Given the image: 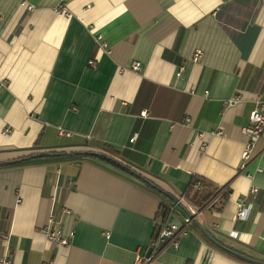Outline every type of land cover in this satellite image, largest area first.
<instances>
[{"label": "crops", "instance_id": "crops-1", "mask_svg": "<svg viewBox=\"0 0 264 264\" xmlns=\"http://www.w3.org/2000/svg\"><path fill=\"white\" fill-rule=\"evenodd\" d=\"M258 99L264 0H0V258L134 264L197 177L226 202L191 205L188 234L153 264H264L263 141L239 171ZM50 151L68 156L12 164ZM51 213L68 246L48 241Z\"/></svg>", "mask_w": 264, "mask_h": 264}, {"label": "built area", "instance_id": "built-area-1", "mask_svg": "<svg viewBox=\"0 0 264 264\" xmlns=\"http://www.w3.org/2000/svg\"><path fill=\"white\" fill-rule=\"evenodd\" d=\"M28 11L32 10V6L27 5L25 3L21 4ZM61 11L64 13V9L60 8L58 12ZM97 42L101 41V36L96 38ZM100 46L104 47L105 43L100 42ZM201 57V52L196 51L192 61H197ZM90 67H94L95 62L90 60L88 62ZM132 71H138L140 69V64L134 62L131 66ZM184 71V67L180 66L177 72V76L179 77L181 73ZM239 101V96H233L227 103L228 106H232ZM3 134H8L9 130L5 129L2 132ZM242 133L246 136L247 141L244 143L241 155H240V166L239 171L244 172L247 164L251 160L253 155L255 146L258 142H264V101L258 99L255 102L254 109L249 115V123L246 127L242 128ZM60 134L62 132L60 131ZM135 136L130 139V142L133 141ZM203 137V134L200 135ZM257 190L255 188H251L245 197L238 199L236 203V218L238 220H246L251 211V204L248 202V198L250 195L255 194ZM220 193L229 195V189L227 186H223L220 188ZM185 197L181 196L177 198L169 207L167 212V218L161 223V225L157 228L154 240L151 244L150 252L147 256L137 257L134 264H153L157 256L167 247L172 246L177 248L179 245V240L188 234L187 227L192 223L194 218L197 216V211L191 206H186L187 212L183 217L181 223L174 222L173 212H175L176 208L181 204L185 205ZM55 215L53 213L50 214L47 225L44 228V232L48 241L52 242L54 245L58 247L68 246L73 238L74 233L69 232L64 234V232L57 226H55ZM105 237H108L109 234L105 233ZM5 238V236H4ZM0 264H11V260L9 257V253L7 248L3 256L0 258ZM50 264V263H43Z\"/></svg>", "mask_w": 264, "mask_h": 264}, {"label": "trees", "instance_id": "trees-1", "mask_svg": "<svg viewBox=\"0 0 264 264\" xmlns=\"http://www.w3.org/2000/svg\"><path fill=\"white\" fill-rule=\"evenodd\" d=\"M110 149V148H108ZM112 152L119 153L117 150H112ZM124 153V152H121ZM99 159H109L103 154H95ZM66 152H56V151H50V152H42L40 154L38 153H30L25 158H23L20 161H16L12 163L13 165H23L28 164L31 162H34V160L38 159H50V160H61L63 158H67ZM218 196H221L222 203H225L228 196L225 194L220 193V188L210 183L208 180H205L203 178H197L192 177V179L189 182V185L187 189L184 192L185 200L195 207L196 209L200 210L203 209L205 206H207L210 202H212L214 199H216Z\"/></svg>", "mask_w": 264, "mask_h": 264}, {"label": "water", "instance_id": "water-1", "mask_svg": "<svg viewBox=\"0 0 264 264\" xmlns=\"http://www.w3.org/2000/svg\"><path fill=\"white\" fill-rule=\"evenodd\" d=\"M150 250L148 251V254H149Z\"/></svg>", "mask_w": 264, "mask_h": 264}]
</instances>
